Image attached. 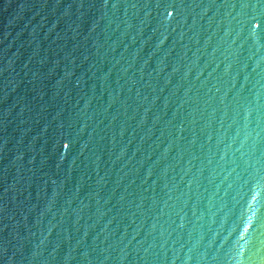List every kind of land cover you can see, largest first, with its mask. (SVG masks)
Returning a JSON list of instances; mask_svg holds the SVG:
<instances>
[{
	"label": "water",
	"instance_id": "95a60500",
	"mask_svg": "<svg viewBox=\"0 0 264 264\" xmlns=\"http://www.w3.org/2000/svg\"><path fill=\"white\" fill-rule=\"evenodd\" d=\"M0 264H264V0H0Z\"/></svg>",
	"mask_w": 264,
	"mask_h": 264
}]
</instances>
